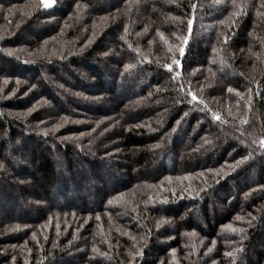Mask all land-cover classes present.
<instances>
[{"label": "trees", "instance_id": "16d2710c", "mask_svg": "<svg viewBox=\"0 0 264 264\" xmlns=\"http://www.w3.org/2000/svg\"><path fill=\"white\" fill-rule=\"evenodd\" d=\"M262 142L264 0H0V264H264Z\"/></svg>", "mask_w": 264, "mask_h": 264}, {"label": "snow or ice", "instance_id": "6c2138e0", "mask_svg": "<svg viewBox=\"0 0 264 264\" xmlns=\"http://www.w3.org/2000/svg\"><path fill=\"white\" fill-rule=\"evenodd\" d=\"M42 3L44 5V7H50L53 3H55V0H42ZM183 49H181V53L183 54ZM262 144H264V142H262ZM239 219V217H238Z\"/></svg>", "mask_w": 264, "mask_h": 264}]
</instances>
